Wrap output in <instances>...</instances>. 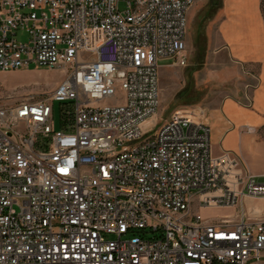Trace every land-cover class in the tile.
<instances>
[{
  "label": "built area",
  "instance_id": "obj_1",
  "mask_svg": "<svg viewBox=\"0 0 264 264\" xmlns=\"http://www.w3.org/2000/svg\"><path fill=\"white\" fill-rule=\"evenodd\" d=\"M194 2L0 0V71L65 75L0 95V264H264V212L246 208L264 182L212 153L204 109L156 120L160 62L185 64Z\"/></svg>",
  "mask_w": 264,
  "mask_h": 264
},
{
  "label": "rangeland",
  "instance_id": "obj_2",
  "mask_svg": "<svg viewBox=\"0 0 264 264\" xmlns=\"http://www.w3.org/2000/svg\"><path fill=\"white\" fill-rule=\"evenodd\" d=\"M223 0H195L188 11L185 33L186 62L179 65L167 58L159 66L160 106L156 114L157 123L166 120L179 107L209 109L220 104L231 95L234 88L232 78L238 81V71L231 66L227 50L222 48L218 34V21ZM120 10L124 4H119ZM264 19V0H260ZM25 40V37L19 36ZM64 73L46 67L29 68L21 71H0V95L11 93L8 103H13L33 95L52 91L64 79ZM6 102V101H1ZM7 103V102H6ZM62 103H53L54 122L57 124ZM259 182L264 177L257 176ZM261 207L263 200L247 201L246 208ZM201 214L206 218H216L234 214L235 209L204 208Z\"/></svg>",
  "mask_w": 264,
  "mask_h": 264
},
{
  "label": "crops",
  "instance_id": "obj_3",
  "mask_svg": "<svg viewBox=\"0 0 264 264\" xmlns=\"http://www.w3.org/2000/svg\"><path fill=\"white\" fill-rule=\"evenodd\" d=\"M220 14L218 34L232 68L238 71V81L233 77L231 95L205 110L211 150L213 154L229 151L239 155L255 177H264V19L260 0H223ZM259 211L264 212V204Z\"/></svg>",
  "mask_w": 264,
  "mask_h": 264
},
{
  "label": "bare ground",
  "instance_id": "obj_4",
  "mask_svg": "<svg viewBox=\"0 0 264 264\" xmlns=\"http://www.w3.org/2000/svg\"><path fill=\"white\" fill-rule=\"evenodd\" d=\"M157 209H164V202H157Z\"/></svg>",
  "mask_w": 264,
  "mask_h": 264
}]
</instances>
